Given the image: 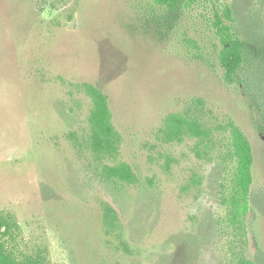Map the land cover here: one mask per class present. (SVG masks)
Segmentation results:
<instances>
[{"label": "rangeland", "instance_id": "obj_1", "mask_svg": "<svg viewBox=\"0 0 264 264\" xmlns=\"http://www.w3.org/2000/svg\"><path fill=\"white\" fill-rule=\"evenodd\" d=\"M227 7L247 45L234 81L213 25ZM86 84L107 96L114 148L93 145ZM170 116L206 134H172ZM231 123L254 154L236 219ZM122 162L135 181L104 174ZM2 219L0 242L35 264H264V0L171 19L153 0H0Z\"/></svg>", "mask_w": 264, "mask_h": 264}, {"label": "trees", "instance_id": "obj_2", "mask_svg": "<svg viewBox=\"0 0 264 264\" xmlns=\"http://www.w3.org/2000/svg\"><path fill=\"white\" fill-rule=\"evenodd\" d=\"M158 5L167 9V17L170 19L177 16L182 8H188L197 0H153ZM213 25L216 27V34L221 43L219 53L220 63L225 69V77L228 81H234L235 76L241 69L247 45L244 40L236 36L231 30L232 10L227 7L222 13L218 9L214 10ZM86 91L91 96L93 106L90 111L89 121L92 126L93 145L98 150L105 148H114V142L119 139L112 123V113L108 104L107 96L96 86L86 84ZM231 137L233 153L236 157V181L239 186V192L234 196L233 219L240 215H246L249 210V190L252 184V166L254 163V154L252 144L244 132L231 123ZM168 129L170 133L179 135L180 133H189L193 136L201 137L206 134L204 128L196 120H188L178 116L168 118ZM104 174L110 178H116L120 181L133 182L135 174L131 167L122 162L115 165L104 166ZM112 209L106 212V223L111 225L114 215L110 213ZM235 221V220H234ZM11 223L7 219L0 220V231L3 226L10 227ZM0 264H35L34 261H21L16 259L9 252L3 243L0 242ZM235 264H258L257 262L240 257Z\"/></svg>", "mask_w": 264, "mask_h": 264}]
</instances>
